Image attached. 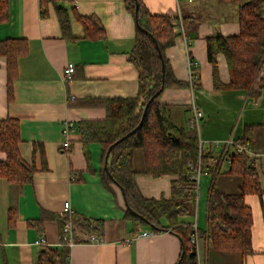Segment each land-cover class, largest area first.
Returning <instances> with one entry per match:
<instances>
[{
    "label": "crops",
    "instance_id": "0c3cea01",
    "mask_svg": "<svg viewBox=\"0 0 264 264\" xmlns=\"http://www.w3.org/2000/svg\"><path fill=\"white\" fill-rule=\"evenodd\" d=\"M152 14H165L182 20V30L173 44L163 51L176 80L183 87H166L160 101L177 107L175 122L187 127L192 114L191 102L201 110L196 131L205 151L217 154L228 149L226 140L236 141L245 126L252 125V139L247 153L253 157L261 194L245 195L252 215L251 245L253 252L220 251L198 236L200 264H264V87L258 96L246 90L214 88L212 65L206 56V38L219 32L231 36L238 32L236 5L219 0H140ZM71 22V38L62 35L54 5L40 0H8V17L0 21V40L20 37L27 51L17 59L12 98L7 99L6 60L0 56V119L19 122L20 156L37 171L18 190L0 177V264H35L43 246L61 248L59 219L63 203L68 201L74 215L101 220L100 242L81 241L69 247V264H176L181 241L170 230L156 233L143 225L136 226L125 217L121 190L103 187L98 171L101 151L89 143L90 168L83 155L76 128L71 131L70 149H62V127L81 119L105 117L102 100L134 97L138 91V72L129 61L134 45L135 23L124 0L64 1ZM77 16H89L103 31L102 39L84 37ZM175 30V27H174ZM173 30V31H174ZM195 63L196 85L190 89L189 62ZM219 80L228 82L225 58L217 54ZM67 63L74 64V75L63 78ZM191 128V127H190ZM5 154L0 151V161ZM45 161L46 169H42ZM137 170L135 183L147 198H169L176 175L152 176L144 173L142 150L133 155ZM214 184L224 193H237L242 182L239 175L227 173L228 162L218 165ZM73 178L79 180H73ZM210 174L198 180L193 215L197 231L206 228V205ZM15 213L9 223L8 213ZM162 224H166L164 219ZM79 226V225H78ZM80 227V226H79ZM81 229V228H80ZM82 230V229H81ZM150 235L140 236L142 232ZM43 236L46 244L35 241ZM81 237L84 238L83 234Z\"/></svg>",
    "mask_w": 264,
    "mask_h": 264
},
{
    "label": "trees",
    "instance_id": "16d2710c",
    "mask_svg": "<svg viewBox=\"0 0 264 264\" xmlns=\"http://www.w3.org/2000/svg\"><path fill=\"white\" fill-rule=\"evenodd\" d=\"M64 1L40 0L41 4L51 2L54 5L57 20L65 38H71L70 15ZM236 5L238 32L224 36L217 32L206 38V56L212 65L214 88L246 90L258 96L264 87V0H219ZM126 10L135 23L134 45L129 53V61L138 72V91L134 97H112L102 100L105 117L101 119H81L76 125L83 155L90 168L89 143H97L101 151V166L98 175L104 188L111 190L117 186L123 193L126 219L136 232L137 225L150 228L156 233L170 230L181 241V253L176 264H197L196 253L190 241L192 220L196 198V187L192 178L190 164L198 160V137L196 131L183 124H176L177 107L160 101V95L166 87H183L185 83L176 80L163 51L173 44L180 34L174 30L172 16L152 14L137 0H124ZM8 17V0H0V21ZM84 29V37L102 39V28L96 25L92 17L77 16ZM185 24V23H184ZM182 24V25H184ZM183 27V26H182ZM174 30V31H173ZM154 40L159 48L161 58ZM27 51L25 39L7 38L0 40V56L6 60L7 99L12 98V83L16 77L17 59ZM217 54L225 58L228 70V82L219 80ZM163 62V69L161 66ZM195 69V68H194ZM193 80L192 86L196 85ZM146 110L142 125L129 137L113 144L117 139L131 131L140 121L145 103L157 91ZM264 124V120L263 123ZM252 125L245 126L243 133L228 149H221L217 154L205 151L201 154L202 168L211 175L206 205V228L198 236L209 240L213 248L220 251L239 252L246 256L253 252L251 245L252 215L245 203V195L261 194L259 177L254 159L247 153L252 139ZM21 142L19 122L14 118L0 119V151L5 159L0 161V177L5 178L17 190L29 182L37 171L32 163H27L18 152ZM106 170L105 155L108 148ZM238 146L242 149L238 150ZM142 150L145 162L144 173L152 176L163 174L176 175L175 185L171 187L169 198H147L138 190L135 183L137 170L133 166V155ZM217 157L219 164L228 162L227 173L242 178L239 192L224 193L219 191L214 180L219 173L218 165L211 162ZM42 169H46L43 161ZM73 180H79V178ZM131 209L137 215L130 212ZM15 213H8L9 223L14 222ZM65 216L59 219L60 236ZM84 232L101 233L102 221L82 215L72 214ZM164 219L166 224H162ZM150 224V225H149ZM69 249L40 248L35 264H69Z\"/></svg>",
    "mask_w": 264,
    "mask_h": 264
},
{
    "label": "built area",
    "instance_id": "2783aa9c",
    "mask_svg": "<svg viewBox=\"0 0 264 264\" xmlns=\"http://www.w3.org/2000/svg\"><path fill=\"white\" fill-rule=\"evenodd\" d=\"M175 24V30H182V20L179 17L178 21ZM195 68V63L193 61L189 62V85L190 89L192 90V82L197 78V74L194 71ZM74 75V64L73 63H67L63 70V78L65 81H69L73 78ZM191 107H192V114L189 119V125L190 127L193 128H198L199 125V120L202 117V112L201 110L196 106L194 102H191ZM75 129V124L73 122H65L62 127V134L64 137V140L62 142V149L69 150L70 149V133L72 130ZM234 143V141L226 140L225 145H229ZM241 147L238 146V150L241 151ZM204 152L202 142L198 139V160L196 163H193V165H189L192 169V178L194 179L195 182V187L197 189L198 185V180L202 174H207L208 172L202 168V160L200 158L201 154ZM211 162L214 164H219L218 158L214 157L211 159ZM62 213L65 216V219L63 221V226H62V233H61V246H65L67 248L71 247L73 244L76 242H81V241H88V242H100L101 237L97 234H85L83 230L80 229L78 224L76 222H73L72 219V214L73 210L71 209L70 203L68 201H65L63 203V209ZM192 228V232L190 234V241L194 246L196 257L198 255V231L196 227V222L193 220L190 224ZM81 234H83L84 238L81 237ZM151 232L144 231L140 234V236H147L150 235ZM37 245H44L46 244V241L43 236H39V238L35 241ZM197 264H200L197 261Z\"/></svg>",
    "mask_w": 264,
    "mask_h": 264
},
{
    "label": "water",
    "instance_id": "95a60500",
    "mask_svg": "<svg viewBox=\"0 0 264 264\" xmlns=\"http://www.w3.org/2000/svg\"><path fill=\"white\" fill-rule=\"evenodd\" d=\"M137 8H138V4H137V0H135V9L137 10ZM154 43H155V45H156V49H157V51H158V53H159V57L161 58V54H160V52H159V48H158V46H157L155 40H154ZM161 66H162V69H163V62H162V61H161ZM160 91H161V89H160L159 91H157L154 95H152V96L150 97V99L145 103V106H144V109H143V112H142V115H141L140 121L138 122V124L136 125V127H134L131 131L127 132V133L124 134L122 137H120L119 139H117L113 144H116L117 142H119V141H121V140H123V139L129 137L131 134H133L137 129H139V128L141 127V125H142V121H143V118H144V116H145V113H146V110H147V107H148L150 101H151L154 97H156V96L160 93ZM113 144L108 148V150H107V152H106V155H105V160H104V168H105V170H106V165H107L108 152H109L110 148L113 146ZM121 193H122V191H121ZM122 195H123V193H122ZM125 207L128 209L127 206H125ZM129 210H130V212L133 213L134 215H137V213H135V212L132 211L131 209H129ZM137 216H139V215H137ZM149 225H150V224H149Z\"/></svg>",
    "mask_w": 264,
    "mask_h": 264
},
{
    "label": "rangeland",
    "instance_id": "374dc122",
    "mask_svg": "<svg viewBox=\"0 0 264 264\" xmlns=\"http://www.w3.org/2000/svg\"><path fill=\"white\" fill-rule=\"evenodd\" d=\"M77 223V222H76ZM78 224V223H77Z\"/></svg>",
    "mask_w": 264,
    "mask_h": 264
}]
</instances>
